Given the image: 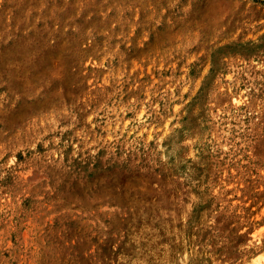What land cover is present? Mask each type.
<instances>
[{
	"label": "rangeland",
	"instance_id": "1",
	"mask_svg": "<svg viewBox=\"0 0 264 264\" xmlns=\"http://www.w3.org/2000/svg\"><path fill=\"white\" fill-rule=\"evenodd\" d=\"M0 264H264V0H0Z\"/></svg>",
	"mask_w": 264,
	"mask_h": 264
}]
</instances>
